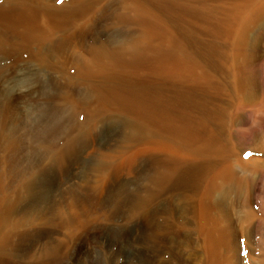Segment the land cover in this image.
Segmentation results:
<instances>
[{
  "label": "rangeland",
  "instance_id": "rangeland-1",
  "mask_svg": "<svg viewBox=\"0 0 264 264\" xmlns=\"http://www.w3.org/2000/svg\"><path fill=\"white\" fill-rule=\"evenodd\" d=\"M69 1L46 0L54 6ZM234 1L155 0L131 10L129 22L115 17L118 4L101 2L53 36L48 54L64 62L65 76L27 56L15 60L0 53V111L8 114L0 115V229L16 223L0 264L7 256L15 264H126L127 247L141 254L133 264L261 263V233L247 231L259 220L246 218V190L233 188L221 200L229 239L221 231L211 236L203 196L214 171L197 176L196 183L189 172L173 171L190 166L162 154L142 152L136 164L123 162L142 142L133 141L140 121L149 124L136 102L147 109L160 104L172 122H187L194 138L189 141L212 138L220 163L227 161L226 150L255 156L251 205L261 208L263 219L264 16L257 28L246 26L244 43L243 21L225 18L223 10L224 2ZM140 30L149 38L145 49L112 60L97 56L91 77L79 67L94 57L95 45L114 47ZM103 73L116 84L103 81ZM24 230L40 239L32 236L24 248ZM113 232L119 239L111 240Z\"/></svg>",
  "mask_w": 264,
  "mask_h": 264
},
{
  "label": "bare ground",
  "instance_id": "bare-ground-1",
  "mask_svg": "<svg viewBox=\"0 0 264 264\" xmlns=\"http://www.w3.org/2000/svg\"><path fill=\"white\" fill-rule=\"evenodd\" d=\"M151 1H155V0H70L65 5L54 6L52 4L47 3L46 0H0V53L6 55L8 57H12L15 60L18 58H22V57L25 58V56H27L29 59L36 61L42 68L55 69V71H57L60 75L65 76L68 74L67 70H69V69H67L65 67V65L63 64L64 62H62L60 58L58 59V58L52 57L51 54L50 55L48 54V50H49L50 45L53 41V38H54L53 36H54L56 31L64 30L66 27L71 26L78 19H80L82 16H84V14H86V12L91 11L93 8H95L101 2H105L106 6H112L113 4L114 5L118 4V8L120 9V11L115 13V17H117L118 21L129 22V20L131 19L130 18V15H131L130 11L131 10H133L134 8L140 9V7L147 5ZM240 1L241 0L234 1L230 4L227 2H224L225 4L227 3L226 5L223 2H221V3L224 4L223 10H225V9L227 10L225 12V18L231 17V19L237 20L239 17L241 19V21H243V24H242L243 27H242V30L240 31L242 33V36H240L241 37L240 39L243 38V42L245 43L246 39H247L246 33L249 30V29H247V27L250 25L252 27L257 28L258 24L260 23L261 19L264 16V0H244V1L242 0L241 2ZM229 10H231V11H229ZM174 12H175V10H174ZM177 12H179V11L177 10ZM150 14H151V12H150ZM223 20H224V18H223ZM200 22H204V21L201 20ZM202 24H204V23H202ZM195 25H196V22H195ZM226 26L229 27L230 24L226 25ZM201 27H202V25H201ZM240 28H241V26H240ZM256 28H254V29H256ZM259 28H261V27H259ZM172 29H173V27H172ZM148 30H150V29H148ZM165 30L167 31V29H165ZM179 30L180 29H178V31ZM140 31H142V32L140 34H138L137 36H134V37L130 36L129 37L127 35L128 38H126V36H125V39H121L122 41L119 42L118 45H115L114 47L113 46L108 47L107 43H100L98 45H95L93 47L94 57L89 59V60L88 59L81 60L79 67L83 68V69L85 68V69H87V71L90 72L92 70V68H94V66H95V62H94L95 60L94 59H96L97 56H98V58H102V59L106 58L107 60H112L116 56H119V55L121 56V54H123V52H124V54L127 51L128 52L130 51L129 53H131L135 49H138V48L140 49V47L144 48L146 43L147 42L149 43V40H148L149 38H148V36L146 37V34H144L143 30H140ZM178 33H176V34L178 35ZM168 37H170V36H168ZM146 38H148V39H146ZM208 41H210V40H208ZM175 42H172V43L175 44ZM206 43H208V42H206ZM162 45H163V43H162ZM238 45L236 44V46H238ZM245 45L246 44H244V46ZM183 47L185 48V46H183ZM237 50L239 51V49H237ZM241 51L243 52V48H242V50H240V52ZM242 52H241V54H242ZM237 53H239V52H237ZM245 54H246V52H245ZM248 54H250V53H248ZM80 58H82V57H80ZM78 61H80V60H78ZM115 62H117V60ZM234 63H233V65H234ZM232 68H234V67H232ZM98 70H97V73L99 72ZM92 71L88 74L89 75L88 77H91ZM77 74L80 76L79 71L77 72ZM102 75H103L102 77H104L103 81L110 83V85H112V83L116 84L115 82H117V81H114L115 80L114 78H112L110 80V76H112V75H108L105 73H103ZM83 77H85V76H83ZM83 77H81L82 81H83V79H82ZM68 79H66V80H68ZM109 80L112 81V83L108 82ZM243 84H244V82H243ZM95 85H97V84H95ZM114 88H115V85H114ZM114 88H110L111 91ZM112 92L114 93L115 97L118 99H122L123 101H125L127 99V97L122 96V94L121 95L118 94V90H117V93L115 92V89ZM244 94H247V93H244ZM114 95H112V96L114 97ZM138 96H140V95L138 94L137 97ZM246 97L248 99L250 97V93H249V96L247 95ZM140 98H142V97H140ZM247 99H245L246 104L248 102ZM142 101H144V100H142ZM149 101H146V102H149ZM154 101L156 102V100H154ZM155 102L154 103L150 102V103H152L153 104L152 106H154ZM136 103H137V105L135 104V106L137 108H140V110H141V112L139 111V115H140V113H143L142 115L146 117L149 124L148 123L144 124L143 122L141 123V121H140L141 126L138 125L140 129H136V133H134L135 134L134 137H136V138L133 141H137V142L142 141V142L139 143L138 145L136 143L133 146V148H131L132 150H130L129 152H127V154L124 155L123 162H125L127 164H133V165L136 164L135 160L140 155V153H142V152L149 153V154H153V153L162 154L164 156L169 157L168 159L171 158V159L177 161V164L180 163V165H177V166H190V167H187V168L179 170V171L174 168L173 171L177 174V176L178 175L184 176V172H185V174L189 172L188 174H190L189 176H191V178L195 177L197 179L196 183H198L200 181V179L198 180L197 176L201 175L203 178L208 172L214 171L212 173L211 179L209 180L208 189L206 190V193L203 196V197L206 196V199H205L206 209H207V211H209V214H211L210 217L206 218L209 222L208 228H209L210 235L212 236V234H214L215 232L217 233L219 231H221L222 235H225L227 232L229 234V232H230L229 231V228H230L229 227L230 226L229 220L225 218L227 215L225 217H223L222 214L219 213L221 200L224 198V196L229 191H231V189L233 190V188H237L240 190L244 189L247 191L246 196H245V200H244V204L248 208L247 213H246V218L250 223L254 222L256 220H259V221H257L259 224H256L254 226L252 225L250 227V229H248L247 231H248V233H251L250 230H253V229L256 232L259 231V233H261L260 234L261 238H263L262 243L264 244V217H263V219H261V215H260L262 213L260 211L261 208L255 209L253 207V205H251L252 204L251 203V194H252L253 189H251V183H250L249 175H252L255 173V171H257L256 169L258 166H255V162H254L255 156L253 157V156L247 155V156H249L247 158V157H243V155H241L242 157L241 156L236 157L234 155L233 150H228V152L226 150V152L225 151L224 152L228 153V154H227V159L225 158L224 160H227V161L226 162L221 161L222 163H220V161H218V154H217V152H219L220 150L218 149V147L214 146V144H213L214 142L212 141V138L210 140L209 137H208L209 139L206 137L207 138V139H205L206 141L203 138H201V140L203 139V141H201V142L199 141L200 143L198 142L197 144H196V141H195V143L193 141H189V139H192L193 137L191 136V133L189 131L190 127L188 126L186 121L183 120V121L179 122L180 121L179 120L178 122H175V123L172 122L169 119L168 114H166V109L164 107L160 106V104L156 108H152V109L148 108L147 109L145 107L146 105L143 106V104L140 100H138V102H136ZM159 103H161V102L159 101ZM152 106H150V108ZM0 115L5 116L6 114L3 113L1 110ZM179 117H181V116H179ZM189 122H190V120H189ZM193 126H195V125H193ZM263 128L264 127H262L261 129H263ZM202 131H204V130L202 129ZM205 131H204V133H205ZM199 134L201 135V133H199ZM259 138H263V137H259ZM263 140H264V138H263ZM263 140H261L259 142H263ZM260 145L261 144H259V146ZM262 145H264V144H262ZM255 147H254V149H255ZM263 148H259V151H260V149H263ZM242 152H244V151H242ZM251 153H252V151H251ZM244 156H245V154H244ZM219 159H221V158H219ZM229 159H233L234 162L230 161ZM134 161H135V163H134ZM183 162L184 163L187 162L188 164L184 165ZM218 165H221V166H218ZM161 178H163V177H161ZM160 180L162 182V179L159 178L158 181H160ZM163 182H165V181H163ZM198 186H199V184H198ZM240 192H242V191H240ZM15 225H16V223H14V224L12 223L6 227L7 229H0V250L5 249L6 243L8 242L10 237H12V236H10V234L12 233L11 230L15 227ZM205 226H207V225H205ZM261 226L263 229H260ZM3 227L4 226H2V228ZM243 228H244V226H243ZM16 233H17V231H16ZM19 234L21 235L20 238L22 240L21 245L24 248H27L26 242L32 236H37V239L38 240L40 239V235H36L35 233H31L30 230L29 231L24 230L23 232H19ZM222 235L219 236L220 239H221ZM118 236L119 235L115 232L111 233V238H112L111 240H113L115 238L119 239L120 236L119 237ZM225 236H222L221 240L224 241L223 238H225ZM248 236H249V234H248ZM229 241L230 240H228V243L231 242V241L230 242ZM223 243H226V241ZM263 244H262V249H260L261 253L258 254L259 258H260V262L262 264H264V245ZM224 245H227V244H224ZM32 248L37 249V247H35V246H32ZM123 248H124V246H123ZM80 250L81 249H79V251ZM123 252L127 258L126 264H133L131 262V260H133V258L135 259V258H139L141 256L139 251H136L134 249H130L128 247ZM10 257L11 256L5 257L1 264H15V262H6ZM141 258H143V257H141ZM261 263H259V264H261ZM48 264H68V263L64 262V261L60 262V263H59V261H55L53 263L50 262Z\"/></svg>",
  "mask_w": 264,
  "mask_h": 264
}]
</instances>
